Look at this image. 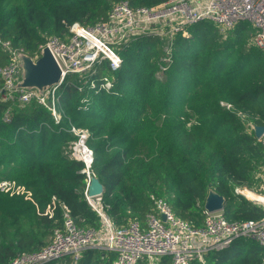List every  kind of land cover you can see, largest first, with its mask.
I'll return each instance as SVG.
<instances>
[{"label":"trees","instance_id":"1","mask_svg":"<svg viewBox=\"0 0 264 264\" xmlns=\"http://www.w3.org/2000/svg\"><path fill=\"white\" fill-rule=\"evenodd\" d=\"M118 1L0 0V38L35 56L50 36L66 39L73 23L92 24ZM128 1L136 7L166 0ZM189 30V37L177 35L173 61L160 76L165 40L155 36L120 48L116 70L106 61L89 73L68 74L57 89L59 122L36 100L5 99L0 78V181L15 180L31 192L26 197L0 189V264L47 245L63 226L61 203L77 225L100 226L101 216L85 195L86 164L67 153L79 139L72 126L90 131L89 170L103 183L105 210L120 226L144 221L157 197L201 226L210 188L226 197L223 211L230 221L262 217L263 206L236 188L261 183L264 147L249 123L264 125V49L253 44L247 21L222 30L205 20ZM9 61L0 46V66ZM104 76L113 81L109 90L101 88ZM53 196L58 202L50 211ZM115 258L113 251L92 248L78 260L66 256L45 264H114ZM206 258L210 264H260L264 247L241 238ZM156 264H171V258Z\"/></svg>","mask_w":264,"mask_h":264},{"label":"built area","instance_id":"2","mask_svg":"<svg viewBox=\"0 0 264 264\" xmlns=\"http://www.w3.org/2000/svg\"><path fill=\"white\" fill-rule=\"evenodd\" d=\"M205 20L218 24L222 30L232 29L238 22L247 21L254 28L253 44L264 49V0H166L152 6L136 7L128 0H120L112 5L106 16L98 18L94 23L85 25L75 22L70 26L66 39L52 35L40 46L33 57L38 58L43 47L48 46L63 71L60 81L43 94L35 89L17 88L21 71L18 55L22 50L15 48L10 40L0 38V46L10 54V61L0 66L3 96L5 99L18 100L21 104L36 100L47 105L59 122L61 114L57 109V89L68 74L89 73L96 63L106 61L112 70H116L122 65L120 48L140 38L155 36L165 40L162 63L157 72L160 76L173 61L177 35L189 37V26ZM90 85L92 88L97 87L93 81ZM112 86V79L104 76L101 88L109 90ZM88 101L85 99L84 105ZM220 103L228 109H235L230 102ZM237 113L243 115L241 111ZM256 125L249 123L254 130ZM71 129L79 135V139L70 144L67 153L86 163L87 168L83 171L90 178L89 168L93 156L86 144L90 132L75 126ZM257 139L264 147V132ZM85 145L88 162L78 152V147ZM260 179L257 189L244 186L237 187L236 191L258 202L264 209V166ZM0 189L31 196V192L15 180H1ZM85 195L101 216L99 227L77 225L69 208L61 203L64 210L63 226L54 229L50 242L38 251L22 252L11 264H45L66 256L78 260L85 251L92 248L113 251L116 254L114 264H138L141 260L156 264L163 257H170L171 264H191L193 261L210 264L206 258L208 253L230 248L241 238H249L264 247V213L259 219L230 221L223 210H206L204 223L195 226L178 217L165 198L157 197L144 221L131 219L126 225L120 226L106 212L105 206L108 204H104L102 195L89 197L87 189ZM57 202L53 196L50 211ZM260 264H264V258Z\"/></svg>","mask_w":264,"mask_h":264},{"label":"water","instance_id":"3","mask_svg":"<svg viewBox=\"0 0 264 264\" xmlns=\"http://www.w3.org/2000/svg\"><path fill=\"white\" fill-rule=\"evenodd\" d=\"M20 65V79L17 88L35 89L43 94L52 85L58 83L62 77V69L48 46L43 47L38 58L21 51L18 55ZM264 132V125L255 126V135L260 137ZM86 148V145H85ZM104 185L97 176H91L87 188L89 197L101 195ZM226 197L218 193L214 188L208 190L204 207L207 211L224 210Z\"/></svg>","mask_w":264,"mask_h":264},{"label":"bare ground","instance_id":"4","mask_svg":"<svg viewBox=\"0 0 264 264\" xmlns=\"http://www.w3.org/2000/svg\"><path fill=\"white\" fill-rule=\"evenodd\" d=\"M78 152H80V157L81 158H84L85 160H86V162H88V158L85 156V152H87V150H86V148L84 147V146H79L78 147ZM250 194H252V193H250Z\"/></svg>","mask_w":264,"mask_h":264},{"label":"rangeland","instance_id":"5","mask_svg":"<svg viewBox=\"0 0 264 264\" xmlns=\"http://www.w3.org/2000/svg\"><path fill=\"white\" fill-rule=\"evenodd\" d=\"M101 70V69H100ZM81 130H88L87 128H80ZM89 131V130H88ZM90 132V131H89ZM70 157H73L71 155H69ZM75 156V155H74ZM83 159V158H82Z\"/></svg>","mask_w":264,"mask_h":264},{"label":"clouds","instance_id":"6","mask_svg":"<svg viewBox=\"0 0 264 264\" xmlns=\"http://www.w3.org/2000/svg\"><path fill=\"white\" fill-rule=\"evenodd\" d=\"M86 164V163H85ZM91 167V166H90ZM86 168H87V165H86ZM90 169V168H89ZM91 178V177H90ZM89 182H90V180H89ZM89 182H88V184H89ZM87 188H88V185H87ZM101 195H103V194H101Z\"/></svg>","mask_w":264,"mask_h":264}]
</instances>
